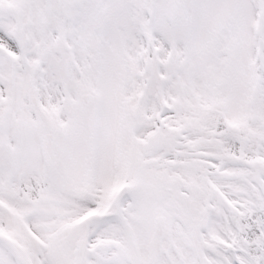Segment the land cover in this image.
<instances>
[{"label": "snow or ice", "instance_id": "obj_1", "mask_svg": "<svg viewBox=\"0 0 264 264\" xmlns=\"http://www.w3.org/2000/svg\"><path fill=\"white\" fill-rule=\"evenodd\" d=\"M0 264H264V0H0Z\"/></svg>", "mask_w": 264, "mask_h": 264}]
</instances>
